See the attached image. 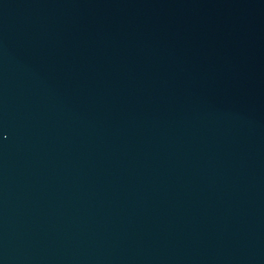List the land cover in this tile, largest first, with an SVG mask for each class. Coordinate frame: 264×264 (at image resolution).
<instances>
[{
    "label": "water",
    "instance_id": "obj_1",
    "mask_svg": "<svg viewBox=\"0 0 264 264\" xmlns=\"http://www.w3.org/2000/svg\"><path fill=\"white\" fill-rule=\"evenodd\" d=\"M0 264H264V0H0Z\"/></svg>",
    "mask_w": 264,
    "mask_h": 264
}]
</instances>
